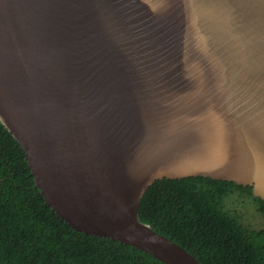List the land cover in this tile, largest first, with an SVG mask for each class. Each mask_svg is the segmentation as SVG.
I'll list each match as a JSON object with an SVG mask.
<instances>
[{"label": "water", "instance_id": "obj_1", "mask_svg": "<svg viewBox=\"0 0 264 264\" xmlns=\"http://www.w3.org/2000/svg\"><path fill=\"white\" fill-rule=\"evenodd\" d=\"M0 119L74 228L201 264L139 207L166 178L264 197V0H0Z\"/></svg>", "mask_w": 264, "mask_h": 264}, {"label": "trees", "instance_id": "obj_2", "mask_svg": "<svg viewBox=\"0 0 264 264\" xmlns=\"http://www.w3.org/2000/svg\"><path fill=\"white\" fill-rule=\"evenodd\" d=\"M264 197L252 185L205 176L156 181L139 207L142 223L201 264H264ZM0 264H164L111 238L77 230L50 206L20 141L0 119Z\"/></svg>", "mask_w": 264, "mask_h": 264}, {"label": "rangeland", "instance_id": "obj_3", "mask_svg": "<svg viewBox=\"0 0 264 264\" xmlns=\"http://www.w3.org/2000/svg\"><path fill=\"white\" fill-rule=\"evenodd\" d=\"M240 209L243 211L247 223L252 224L258 229L264 228V219L256 212L253 207L242 205Z\"/></svg>", "mask_w": 264, "mask_h": 264}]
</instances>
